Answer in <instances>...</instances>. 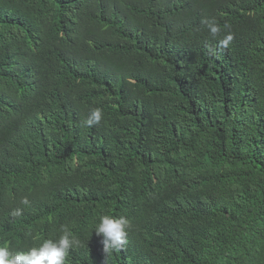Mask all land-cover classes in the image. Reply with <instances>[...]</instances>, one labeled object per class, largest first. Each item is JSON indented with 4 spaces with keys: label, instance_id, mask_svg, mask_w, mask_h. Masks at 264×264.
<instances>
[{
    "label": "trees",
    "instance_id": "trees-1",
    "mask_svg": "<svg viewBox=\"0 0 264 264\" xmlns=\"http://www.w3.org/2000/svg\"><path fill=\"white\" fill-rule=\"evenodd\" d=\"M65 224L66 264H264V0H0V243Z\"/></svg>",
    "mask_w": 264,
    "mask_h": 264
},
{
    "label": "clouds",
    "instance_id": "clouds-1",
    "mask_svg": "<svg viewBox=\"0 0 264 264\" xmlns=\"http://www.w3.org/2000/svg\"><path fill=\"white\" fill-rule=\"evenodd\" d=\"M210 34L215 37L221 32L220 26L216 22L203 21ZM225 29L229 25H224ZM233 35L229 31L219 42L220 47L228 48ZM102 110L97 108L91 112L85 125L92 127L99 124L102 119ZM22 204L29 203L27 197L22 198ZM12 218L22 215V209H15L10 213ZM130 221L123 215L113 216L103 214L98 221L92 225V232L102 237L103 252L110 255L113 252L121 251L127 245L128 230ZM81 241L74 235L71 227L67 224L61 225L58 239H44L38 246H33L27 251H12L8 243H0V264H66V259L71 249L79 247Z\"/></svg>",
    "mask_w": 264,
    "mask_h": 264
}]
</instances>
